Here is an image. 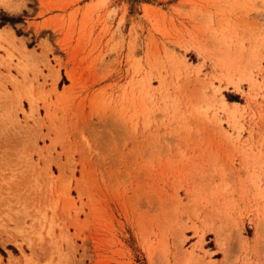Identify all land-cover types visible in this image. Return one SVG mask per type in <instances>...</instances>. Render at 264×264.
Listing matches in <instances>:
<instances>
[{"label":"rangeland","instance_id":"rangeland-1","mask_svg":"<svg viewBox=\"0 0 264 264\" xmlns=\"http://www.w3.org/2000/svg\"><path fill=\"white\" fill-rule=\"evenodd\" d=\"M0 31V264H264V0H0Z\"/></svg>","mask_w":264,"mask_h":264},{"label":"bare ground","instance_id":"bare-ground-1","mask_svg":"<svg viewBox=\"0 0 264 264\" xmlns=\"http://www.w3.org/2000/svg\"><path fill=\"white\" fill-rule=\"evenodd\" d=\"M3 37V35H2V31H0V38H2Z\"/></svg>","mask_w":264,"mask_h":264},{"label":"trees","instance_id":"trees-1","mask_svg":"<svg viewBox=\"0 0 264 264\" xmlns=\"http://www.w3.org/2000/svg\"><path fill=\"white\" fill-rule=\"evenodd\" d=\"M6 21H7V20H6V19H4V20H3V23H4V22H6ZM1 25H2V24H1Z\"/></svg>","mask_w":264,"mask_h":264}]
</instances>
